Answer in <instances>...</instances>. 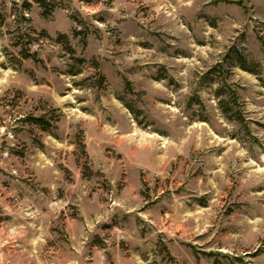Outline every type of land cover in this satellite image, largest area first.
Segmentation results:
<instances>
[{"label": "rangeland", "instance_id": "374dc122", "mask_svg": "<svg viewBox=\"0 0 264 264\" xmlns=\"http://www.w3.org/2000/svg\"><path fill=\"white\" fill-rule=\"evenodd\" d=\"M56 1L0 0V264H264V0Z\"/></svg>", "mask_w": 264, "mask_h": 264}, {"label": "trees", "instance_id": "16d2710c", "mask_svg": "<svg viewBox=\"0 0 264 264\" xmlns=\"http://www.w3.org/2000/svg\"><path fill=\"white\" fill-rule=\"evenodd\" d=\"M31 1L36 3L43 10V16L47 17V18L51 15V12H53L55 8L59 7V4L57 3L56 0H31ZM237 3L242 4L243 1H238ZM59 40H62V39H59ZM22 53H23V57L25 59L31 58L33 56L26 49H25V51H22ZM30 122L32 124L37 125L43 131H49L50 130L49 121L46 119L45 116H39V117L32 116V117H30Z\"/></svg>", "mask_w": 264, "mask_h": 264}]
</instances>
